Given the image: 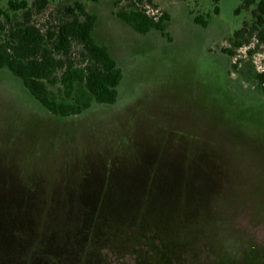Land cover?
Instances as JSON below:
<instances>
[{"label": "rangeland", "instance_id": "obj_1", "mask_svg": "<svg viewBox=\"0 0 264 264\" xmlns=\"http://www.w3.org/2000/svg\"><path fill=\"white\" fill-rule=\"evenodd\" d=\"M75 1L97 14L94 36L123 69L119 98L60 118L0 70V263L42 257L49 225L65 241L62 229L101 210L95 239L106 264H264V49L225 50L251 8L146 1L169 16L166 36L119 18L129 0H49L37 24ZM251 250L260 262L247 261Z\"/></svg>", "mask_w": 264, "mask_h": 264}, {"label": "trees", "instance_id": "obj_2", "mask_svg": "<svg viewBox=\"0 0 264 264\" xmlns=\"http://www.w3.org/2000/svg\"><path fill=\"white\" fill-rule=\"evenodd\" d=\"M146 1L153 3L152 0H129L128 7L118 10L116 15L141 34L155 29L168 36L166 21L169 16L150 13ZM48 4L49 0H8L6 7L0 5V70H9L19 78L48 112L60 118L80 115L93 103H116L124 73L109 48L98 43L94 36L97 14L89 12L83 2L75 1L58 9L56 15L41 27L35 17L43 13ZM250 8L252 21H244L234 31L231 47L225 49L232 55L243 46L249 47V54L264 49V0H243L238 12ZM215 12H219L218 6ZM195 20L203 27L208 24L203 15L196 16ZM256 79L264 91V71L257 73ZM71 214L70 211L65 218L66 223L73 220ZM84 214L87 223L77 226V230L76 226L61 230L60 236H66L65 241H58L54 222L49 225L54 229L52 237L41 242V250L45 253L35 259H41V264H58V261L60 264H106L98 252L106 243L95 239L96 227L104 213L86 210ZM2 226L5 225L0 223V231H3L0 242L5 245L6 226L3 229ZM44 230L47 228L43 227ZM41 236L43 238L44 234ZM88 236L91 241L87 240ZM86 247L89 255L84 260L78 255ZM49 253H55V256H48ZM245 254L251 263L260 262L262 257L261 251L251 250ZM35 259H28L27 263L36 264Z\"/></svg>", "mask_w": 264, "mask_h": 264}]
</instances>
